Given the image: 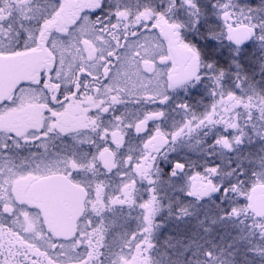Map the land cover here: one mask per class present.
Wrapping results in <instances>:
<instances>
[{"label": "snow or ice", "instance_id": "1", "mask_svg": "<svg viewBox=\"0 0 264 264\" xmlns=\"http://www.w3.org/2000/svg\"><path fill=\"white\" fill-rule=\"evenodd\" d=\"M0 264H264V0H0Z\"/></svg>", "mask_w": 264, "mask_h": 264}, {"label": "flooded vegetation", "instance_id": "2", "mask_svg": "<svg viewBox=\"0 0 264 264\" xmlns=\"http://www.w3.org/2000/svg\"><path fill=\"white\" fill-rule=\"evenodd\" d=\"M117 228H119V225H117ZM115 235H119V232L117 231L116 233H114Z\"/></svg>", "mask_w": 264, "mask_h": 264}]
</instances>
